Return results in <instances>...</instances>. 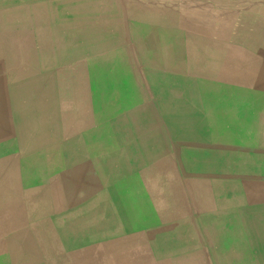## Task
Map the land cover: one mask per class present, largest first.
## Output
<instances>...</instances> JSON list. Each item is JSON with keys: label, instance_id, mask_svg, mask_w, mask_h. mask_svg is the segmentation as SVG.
Returning <instances> with one entry per match:
<instances>
[{"label": "rangeland", "instance_id": "obj_1", "mask_svg": "<svg viewBox=\"0 0 264 264\" xmlns=\"http://www.w3.org/2000/svg\"><path fill=\"white\" fill-rule=\"evenodd\" d=\"M251 109L264 0H0V264H264L213 157Z\"/></svg>", "mask_w": 264, "mask_h": 264}, {"label": "crops", "instance_id": "obj_2", "mask_svg": "<svg viewBox=\"0 0 264 264\" xmlns=\"http://www.w3.org/2000/svg\"><path fill=\"white\" fill-rule=\"evenodd\" d=\"M236 117V123H235V134L237 135V138H235L232 142L233 146L230 149V146L226 140L220 141L219 140V153H216L213 157H219V190H222L223 193H221V198L219 196V203L222 202L223 204H232L234 206H239L241 203V200L247 201L249 203H253L254 205H258L259 203L264 202V197L259 194H245L244 192L239 194V190H245L246 188L250 187V183L244 180H241L239 174H240V167L244 166L245 161H248V164L250 163V160L254 159H264V127L261 130L255 129L253 126V121L256 118L255 112L251 109L248 111L247 114L245 113H235L233 115ZM215 145L211 146V148L215 149ZM210 148V149H211ZM223 150L225 152H222L220 150ZM230 150H235V153H229ZM193 156V155H192ZM200 156V155H199ZM208 157V155H205ZM201 157V156H200ZM228 158H234L236 159V167L233 169H224L220 168L222 160L228 159ZM242 159V160H241ZM246 159V160H244ZM264 164V161H263ZM243 172V171H242ZM248 173H251L248 171ZM264 183V181H263ZM228 191H231L230 193ZM228 217L226 215L223 217V220ZM233 219L238 220V218ZM236 220H231V222H234ZM228 221V220H226ZM252 222H257L253 226L255 227V232L258 231V233L251 230V233H249L250 236H253L255 239L263 238L264 239V217H257ZM252 226V225H251ZM233 230V226H232ZM250 231V230H249ZM252 232L254 234H252ZM252 234V235H251ZM230 236H237L235 234H229ZM255 241V245L258 244ZM255 249L257 250V253H264V246L261 247L259 245L255 246Z\"/></svg>", "mask_w": 264, "mask_h": 264}, {"label": "bare ground", "instance_id": "obj_3", "mask_svg": "<svg viewBox=\"0 0 264 264\" xmlns=\"http://www.w3.org/2000/svg\"><path fill=\"white\" fill-rule=\"evenodd\" d=\"M122 10V9H121ZM122 13V12H121ZM124 13V12H123ZM123 19V18H122ZM29 51H32V49H28ZM39 53H40V55H38L39 56V58H36V57H30V62L31 61H33L34 59L36 60H40V59H47L46 58V56L43 54V51H42V46H41V50H40V48H39ZM47 55V54H46ZM25 56H26V58L29 56V53L26 51V54H25ZM64 59V56L62 55L61 56V59ZM40 62V61H39ZM54 76H47V75H42V76H39V79H38V84H39V82L41 81V80H44V79H46V80H48L49 82H50V84L51 83H53L54 81H53V78ZM36 77H34L33 78V80L35 79ZM30 79H32V78H30ZM32 80V81H33ZM38 84H36V86L38 85ZM32 86H34V85H32ZM24 87V86H23ZM37 87H39V86H37ZM36 88V87H35ZM26 88L24 87V90H25ZM38 89V88H37ZM44 103V102H43ZM139 110H142L143 111V109H139ZM138 111V110H137ZM140 115H142V114H140ZM139 115V116H140ZM142 117V116H141ZM139 120V119H138ZM57 248V247H56ZM116 261V260H115Z\"/></svg>", "mask_w": 264, "mask_h": 264}]
</instances>
